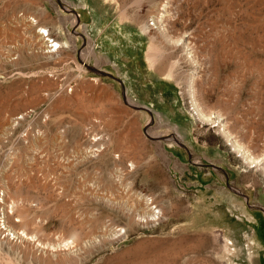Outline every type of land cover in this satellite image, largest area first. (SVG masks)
Returning <instances> with one entry per match:
<instances>
[{"label":"rangeland","instance_id":"rangeland-1","mask_svg":"<svg viewBox=\"0 0 264 264\" xmlns=\"http://www.w3.org/2000/svg\"><path fill=\"white\" fill-rule=\"evenodd\" d=\"M263 158L264 0H0V264H264Z\"/></svg>","mask_w":264,"mask_h":264},{"label":"bare ground","instance_id":"bare-ground-1","mask_svg":"<svg viewBox=\"0 0 264 264\" xmlns=\"http://www.w3.org/2000/svg\"><path fill=\"white\" fill-rule=\"evenodd\" d=\"M141 29H142L143 32L147 33L146 32L147 26L142 25ZM39 30L43 31V30H45V28H39ZM38 34L39 35L37 36V38H39V40L41 42L48 44V41L45 40V36H46V34L48 35V33L46 32V33H43V34L42 33H38ZM151 41H152V39H151ZM51 42H53L54 44L58 45V48H59V43H57V42L55 43L54 41H51ZM178 44L184 50V54H183L184 55V59L188 60V61L191 60L192 56H191L190 50H189L190 49L189 42L186 41V40H180L178 42ZM34 45H35V42H33V41L27 42L28 49L33 48ZM50 47H51V45H50ZM146 58H147V62L149 63L150 66L156 61V59L154 57V52H153V54H147ZM173 65L175 66V64H172L171 69H172ZM171 69L168 71V73L166 75L167 77L170 75ZM169 78H170V76H169ZM190 97H191V95H190ZM190 108H191L190 109L191 110V115L194 118H196L200 122L210 123L212 127L216 128L217 133L222 136L224 141H226V144H227V146H229L230 150L235 152L236 154H238V157L245 164H247L249 167H253V166L256 167V165L259 163V161L256 160L255 158H253L250 155V153L243 147V145L236 138L233 137L232 133L229 131L226 123L224 122V120L222 119L221 116L215 115V114H212V113L211 114H206L201 109V107H199V105L196 102H194L193 100H190ZM88 158H89V155L85 154L84 156L81 157L80 160H81V162H83L84 160H87ZM63 162H64L63 168H65L66 170H71V168L75 167L74 166L75 164H78L77 162L70 163L71 161L69 162L68 160L67 161L64 160ZM72 166H74V167H72ZM130 166L134 167L133 164H131ZM261 168H262V172L264 173V164H263V166ZM144 202H145L144 205L140 207V211H136L134 213V215H136V217L131 214L133 209H130V205L122 203L123 204L122 207L124 208L122 210V212L124 214L123 216L126 218L127 221L134 222V223H136V225H139V224H146L148 222H154V221H156L159 218L161 212L159 213V210L156 209L155 206L152 205V200L151 199H144ZM23 204H24L23 201H18L16 203H12V205L10 207V210L16 211L19 208L22 209L21 207L23 206ZM28 206L29 207L30 206L33 207L31 203H29ZM28 213H29V210H28ZM26 215H27V212L25 213L24 217ZM126 229H127V227L126 228L122 227V228H118V229L116 228L115 231H113V234H111V235L109 234L110 237H107L108 239L105 237V240L107 239L106 241H108L111 244V243L119 240L120 238H123L125 236ZM20 238H23V240H25V241L26 240H30L25 234L21 235ZM31 240H32V238H31ZM91 241L89 243L88 242H84L82 244V247L80 249H78V250L82 251V252H85V251H88L89 249H91L92 247H94L95 245L97 246V241H92V242ZM225 242L228 245L229 242H230V239H226L225 238ZM64 246L66 248H68V249L77 247V245L74 246V242L72 240L67 242ZM75 251H76V253H78L77 250H75Z\"/></svg>","mask_w":264,"mask_h":264},{"label":"water","instance_id":"water-1","mask_svg":"<svg viewBox=\"0 0 264 264\" xmlns=\"http://www.w3.org/2000/svg\"><path fill=\"white\" fill-rule=\"evenodd\" d=\"M91 70L94 71V72H97L99 74H107V75H109V73H107V72H103V71H100V70H97V69H94V68H91Z\"/></svg>","mask_w":264,"mask_h":264},{"label":"built area","instance_id":"built-area-1","mask_svg":"<svg viewBox=\"0 0 264 264\" xmlns=\"http://www.w3.org/2000/svg\"><path fill=\"white\" fill-rule=\"evenodd\" d=\"M48 40V43H50V40L49 39H47ZM52 43V42H51ZM51 46H53L52 44H51Z\"/></svg>","mask_w":264,"mask_h":264}]
</instances>
